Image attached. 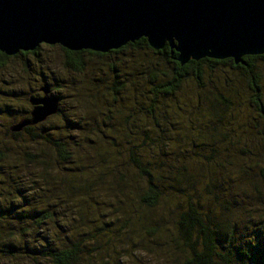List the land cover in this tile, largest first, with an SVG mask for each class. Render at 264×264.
Returning a JSON list of instances; mask_svg holds the SVG:
<instances>
[{
  "label": "trees",
  "instance_id": "16d2710c",
  "mask_svg": "<svg viewBox=\"0 0 264 264\" xmlns=\"http://www.w3.org/2000/svg\"><path fill=\"white\" fill-rule=\"evenodd\" d=\"M44 49L80 79L43 72L36 92L54 90L57 114L13 131L42 97L26 67ZM177 57L144 38L104 54L0 52V72L22 63L16 79L0 77V113L29 107L0 123V264H120L142 250L174 264H264V55Z\"/></svg>",
  "mask_w": 264,
  "mask_h": 264
},
{
  "label": "water",
  "instance_id": "95a60500",
  "mask_svg": "<svg viewBox=\"0 0 264 264\" xmlns=\"http://www.w3.org/2000/svg\"><path fill=\"white\" fill-rule=\"evenodd\" d=\"M141 38L166 44L181 65L204 58L233 60L264 55V0H0V52L14 56L41 44L107 53ZM30 99V117L13 131L58 112V98Z\"/></svg>",
  "mask_w": 264,
  "mask_h": 264
},
{
  "label": "rangeland",
  "instance_id": "374dc122",
  "mask_svg": "<svg viewBox=\"0 0 264 264\" xmlns=\"http://www.w3.org/2000/svg\"><path fill=\"white\" fill-rule=\"evenodd\" d=\"M40 57L43 58L44 61H39L38 58L36 59V58L32 57L28 62L29 66L26 67L27 72L29 73L27 75L28 79H26L27 83L28 84L31 83L34 87H37V89L33 90L34 91L33 93L35 95L39 94L36 91L41 87V85L43 83V79H41V74L43 72H46V74H47L46 78L51 76V78H48L49 80H51V79H52V81L56 80L57 83L63 84V85L78 81L80 79L76 75H73L70 72H66V70L63 67L64 56L60 50L56 49L53 51H49L48 49H44L41 52ZM39 62H41V63H39ZM20 63L21 62H18V61L14 62V63H10V65L7 67V69H8L7 71L0 72V77H2V73H3L5 75V77H9V78L13 77L16 79L18 72L20 71V68L22 67V63L21 64ZM102 63H104V62H102ZM96 64H98V63H96ZM263 73H264V70H263ZM25 84L26 83H23L22 85H25ZM50 95L53 97H57L54 90H53V92L50 93ZM40 96H42V95L39 94L37 97H40ZM58 105H60V100L58 102ZM7 106H9V107H6V111L4 110V113L3 112L0 113V123L11 122L14 117L17 118V116H18L17 113L13 114V112L9 111V110H11V108H14L16 110H17V108H21V110H22L25 107V109L29 110V107L27 105H24V103L21 101H19V103H17L16 105L10 104ZM62 108L64 109V111L69 110L68 101H63ZM82 122L84 123V124H82L84 127V126H86L85 123H88L89 120H86V118H85ZM58 123L60 126H67L66 123L61 121V120H58ZM72 129H74V128L71 127V130ZM244 234H245L244 235L245 240L246 239L257 240L258 236L260 235V233L254 229H248V232L247 233L245 232ZM240 238L242 240L241 235H240L239 239ZM237 240H238V238H237ZM128 253H129V258L126 260L122 258L120 260V262H121L120 264H174L171 261L163 260L162 255L157 254V252L155 250L149 251V252L146 250H142L139 252H133V253L128 252ZM106 264H109V263H106Z\"/></svg>",
  "mask_w": 264,
  "mask_h": 264
}]
</instances>
